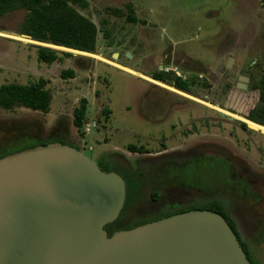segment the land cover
<instances>
[{
	"label": "rangeland",
	"instance_id": "rangeland-1",
	"mask_svg": "<svg viewBox=\"0 0 264 264\" xmlns=\"http://www.w3.org/2000/svg\"><path fill=\"white\" fill-rule=\"evenodd\" d=\"M86 1L88 7L76 8L99 29L95 53L36 44L19 36L25 10L0 17V86L44 79L52 95L47 113L20 106L0 108V156L32 144L59 142L118 173L126 185V199L114 233L192 211L193 204L204 203L203 191L185 190L206 187L212 205L235 222L250 262L260 264L254 262L259 259L264 264V198L254 196L253 176H246L249 181L241 175L245 167L264 178V126L246 116L259 103L256 86L264 68L262 0ZM128 4L138 18L135 24L108 10H126ZM107 30L109 39L104 37ZM32 45L72 55L60 53V61L45 64ZM165 55L168 59L160 70L153 68L146 75L135 69L149 71L153 66L145 67L141 57L159 62ZM183 58L196 61L182 69L189 72L190 95L169 86L183 72L167 64ZM69 69L75 76L61 78ZM156 73L167 82L153 79ZM240 75L251 77L247 90L235 87ZM170 91L205 105L177 99ZM83 98L88 101L86 122L96 123L88 135L73 125L74 109ZM103 109L110 111L108 119ZM129 145L148 152L133 153ZM204 152L210 157L200 158ZM176 156L195 157L177 169L157 167ZM168 186L159 197L157 188ZM239 229L243 234L257 229L253 243L245 242Z\"/></svg>",
	"mask_w": 264,
	"mask_h": 264
},
{
	"label": "water",
	"instance_id": "water-1",
	"mask_svg": "<svg viewBox=\"0 0 264 264\" xmlns=\"http://www.w3.org/2000/svg\"><path fill=\"white\" fill-rule=\"evenodd\" d=\"M125 199L123 178L72 146L53 142L0 158V264H251L227 220L209 210L109 237L105 227Z\"/></svg>",
	"mask_w": 264,
	"mask_h": 264
},
{
	"label": "trees",
	"instance_id": "trees-1",
	"mask_svg": "<svg viewBox=\"0 0 264 264\" xmlns=\"http://www.w3.org/2000/svg\"><path fill=\"white\" fill-rule=\"evenodd\" d=\"M262 2L264 6V0H262ZM76 6L86 8L88 7V2L86 0H0V17L13 11L25 10L27 13L24 21L20 25L19 35H27L32 40L40 43L51 44L81 52L95 53L99 29L91 19L81 14L77 10ZM108 10L113 12V14L118 17H124L126 22L133 24L138 22V18L136 17L134 8L131 4L126 5V10L114 8H109ZM110 36L111 31L107 30L104 34L105 39H109ZM32 46L37 50L38 60L49 65L61 60L62 57L59 55L60 53L64 56L72 55L71 53L58 51L50 47L41 45ZM74 76L75 72L70 69L62 71L61 73V78L63 79L73 78ZM152 78L156 81L158 80L159 82H167V78L161 73L154 74ZM171 85L179 89L186 87L185 81L180 77H176ZM256 90L259 91V103L246 116L247 120L264 126V68L256 86ZM51 101L52 95L50 90L46 88V81L44 79H40L37 82L29 84L6 83L0 86V108L6 110L20 106L33 111L47 113L49 112ZM87 111L88 101L83 98L80 101V105L76 107L73 112V125L81 133H83V126L86 122ZM103 113L108 119L110 111L103 109ZM242 124L245 128L247 127L246 124ZM45 144L48 143L32 144L12 153L0 156V158L22 151L26 148ZM128 150L133 153L148 152L142 148L136 147L135 145H129ZM210 204L211 206L201 209L213 211L222 215L230 224L232 230L239 239L235 228V222H233V220L221 209L220 206L212 205V203ZM182 212L184 211H179L176 214ZM144 224L146 223H141L135 227ZM116 225L117 222L115 221L105 227L108 231L109 237L114 233V231H116ZM241 245L249 258L248 251L244 248L242 243Z\"/></svg>",
	"mask_w": 264,
	"mask_h": 264
},
{
	"label": "flooded vegetation",
	"instance_id": "flooded-vegetation-1",
	"mask_svg": "<svg viewBox=\"0 0 264 264\" xmlns=\"http://www.w3.org/2000/svg\"><path fill=\"white\" fill-rule=\"evenodd\" d=\"M206 70V69H205ZM182 72H183V75L181 74V76H179V75H177V77H180V78H182V80H184L185 81V85H186V87L185 88H183V89H179V90H181V91H183V92H185V93H189V95L191 94V90H190V81H189V72L188 71H183L182 70ZM247 77L248 78V81L247 82H240V77ZM240 83H243V84H245L246 85V89H242V90H247L248 89V87H249V84L251 83V77H249V76H243V75H240V76H238V78H237V83L235 84V87L236 88H238V89H241V88H239L238 87V85L240 84ZM176 88V87H175ZM171 92V91H170ZM170 95H176V96H178V98L177 99H184V100H188V102L189 101H196V99H194V98H192V97H189V96H185V95H180V94H178V93H174V92H171V93H169ZM173 95V96H174ZM193 95V94H192ZM194 96V95H193ZM204 98H207L206 96H203ZM196 102H199V101H196ZM199 103H201V102H199ZM201 104H203V105H205V103H201ZM178 113V112H177ZM179 114V113H178ZM182 115V114H181ZM225 117V116H224ZM235 121L237 122V123H239L240 125H241V127L243 128V129H247V127L245 128L244 126H243V124H242V121H240L239 119H235ZM194 157L195 156H182V157H179V156H176V157H172L170 160H163V161H161L160 162V164L157 166V167H161L162 168V170H166V169H168V168H173V169H177L178 167H181V166H183L185 163H187V162H190V161H193L194 160ZM199 157L200 158H207V157H210V156H207L206 154H205V152L204 153H199ZM225 160V159H224ZM226 162H228L227 160H225ZM229 165H230V168H232L233 170H234V168H233V165H231V163H229ZM241 169H242V171H241V175H242V178H244L245 180H249L250 181V179L248 178V177H246V176H253L252 177V179H253V185H254V188H253V190H254V192H255V194H254V196L255 195H257L258 197H261L262 199L264 198V178H259L258 176H259V173L258 172H255V171H253V173L252 172H249L247 169H245V167H241ZM162 179V178H161ZM252 183V182H251ZM169 187H171V186H168V187H164L163 189H161L160 191H158V188H157V192H158V194H159V197H160V195H161V192L164 190V189H166V188H169ZM173 187H175L177 190H182V191H184L185 189H178V186H173ZM251 189H252V187H251ZM186 192H188V193H193V192H201V191H203V193H201V195H202V197H203V204H201V203H199V205L198 206H194V204L192 205V207H194V210H204V209H201V208H205V207H207V206H209V204L211 203V196H207V195H210V191L206 188V187H199L198 185H193L192 186V188L190 189V190H185ZM206 197L208 198V199H206ZM260 198V199H261ZM154 200H157V199H154Z\"/></svg>",
	"mask_w": 264,
	"mask_h": 264
},
{
	"label": "crops",
	"instance_id": "crops-1",
	"mask_svg": "<svg viewBox=\"0 0 264 264\" xmlns=\"http://www.w3.org/2000/svg\"><path fill=\"white\" fill-rule=\"evenodd\" d=\"M168 59V57H167V55H165V58H162L159 62H155V61H150V59L147 57H145V58H142L141 57V60L144 62L143 63V65H145V67H146V65H147V63H150L151 65H153L151 68H150V70L148 71V70H146V69H144L143 67H139V68H135L136 70H139V69H141V70H144L143 71V73H145L146 75H148V73H150L151 72V70H153V68H155V69H157V70H160L161 69V66L162 65H165V64H163V63H165V60H167ZM150 61V62H149ZM153 62V63H152ZM162 62V63H161ZM188 62H191V63H193L192 64V67L195 65V63H196V61H194V60H191L190 58L188 59V58H183L182 60H179V62H177V61H175V63H173V62H170V64H167V65H171L172 66V68H174V69H177V71H181V73H182V69L184 68V66L185 65H188V64H190V63H188ZM151 65H148L147 67H150ZM123 67H125V65L123 66ZM125 68H128L129 70H132L131 68H133V67H130V66H126ZM134 69V68H133ZM156 70V71H157ZM133 71V70H132ZM148 71V72H147ZM189 74V73H188ZM178 75L179 76H181V74L180 73H178ZM146 77V76H145ZM148 78V77H147ZM146 78V79H147ZM158 81V80H157ZM161 83H162V81H160ZM164 83V82H163ZM173 86V85H172ZM174 87V86H173ZM258 228L260 227V226H257ZM256 232H257V229L256 230H252V231H250L249 233H247V232H245V234H243L242 233V231H240V229H239V233H240V235H241V238H242V236H243V238H244V241L245 242H250V243H253V241L255 240V237H256ZM254 262L256 263V262H258V263H260V264H262V262L261 261H259V259H255L254 260Z\"/></svg>",
	"mask_w": 264,
	"mask_h": 264
},
{
	"label": "built area",
	"instance_id": "built-area-1",
	"mask_svg": "<svg viewBox=\"0 0 264 264\" xmlns=\"http://www.w3.org/2000/svg\"><path fill=\"white\" fill-rule=\"evenodd\" d=\"M96 127V123L95 122H85L84 126H83V133H85L86 135L90 134L91 130L93 128Z\"/></svg>",
	"mask_w": 264,
	"mask_h": 264
},
{
	"label": "bare ground",
	"instance_id": "bare-ground-1",
	"mask_svg": "<svg viewBox=\"0 0 264 264\" xmlns=\"http://www.w3.org/2000/svg\"><path fill=\"white\" fill-rule=\"evenodd\" d=\"M30 40V39H29ZM34 42H36V41H34ZM40 42H37L36 44H39ZM262 133H264V131H261Z\"/></svg>",
	"mask_w": 264,
	"mask_h": 264
}]
</instances>
